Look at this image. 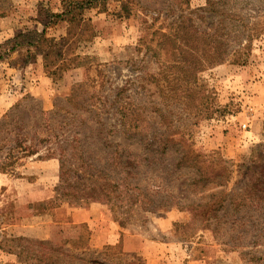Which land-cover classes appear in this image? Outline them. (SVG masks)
I'll list each match as a JSON object with an SVG mask.
<instances>
[{
  "label": "rangeland",
  "instance_id": "rangeland-1",
  "mask_svg": "<svg viewBox=\"0 0 264 264\" xmlns=\"http://www.w3.org/2000/svg\"><path fill=\"white\" fill-rule=\"evenodd\" d=\"M60 2L0 0V12L4 13L0 17V44L18 31L41 29L43 11L59 12ZM84 17L95 32L91 41L77 46L78 54L94 58L84 67L64 72L58 79L59 75L51 78L45 74L41 57L34 53L26 64L24 50L0 60V120L17 104L20 109L27 107V117L21 118L30 126H36L39 121L34 116L44 112L54 118L53 127L65 133L67 142L80 137L90 156L101 161L106 154L104 140L138 150L139 137L125 136L117 113L134 110L145 126L157 130L158 126L172 127L171 131L185 133L184 140L196 151L209 155L210 160H223L233 171L229 189H239L236 185L243 182L240 167L251 164V157H264V133L237 152L230 151L233 141L225 140L231 135L230 124H240L244 130L254 110L259 116L264 111V0H108L104 9L89 10ZM185 19H191L200 31L201 52L209 49L208 42L212 48L221 46L226 57L222 64L199 74L197 85L201 89L192 99L183 98L178 85L166 82L161 75L183 59L178 56L180 38L173 39V35L175 24ZM65 30L66 24L61 23L48 28L47 33L58 42ZM81 83L85 85L77 89ZM216 143L231 146L215 148ZM43 148L38 155L21 160L15 174L0 173V241L3 233L8 235L10 225L51 210L59 202L40 200L56 197L59 174L57 160L45 168L39 166L42 161L37 157L46 154ZM174 157L170 154L167 159ZM218 191L210 185L198 195L207 197ZM230 212L219 213L222 219L212 222V228L197 230L175 227L191 219L189 212L179 208L147 213L133 207L122 221L123 230L140 239L145 248L149 243L154 247L152 263L142 252H124L115 245L91 249L82 228L76 242L61 237L52 242L26 239L28 242L20 243L23 252L18 260L11 263L4 258L0 264H85L82 260L106 264H248L251 257V264H264L262 212L248 221H235L241 213L228 217ZM137 241L130 242L131 248L139 244Z\"/></svg>",
  "mask_w": 264,
  "mask_h": 264
},
{
  "label": "trees",
  "instance_id": "trees-1",
  "mask_svg": "<svg viewBox=\"0 0 264 264\" xmlns=\"http://www.w3.org/2000/svg\"><path fill=\"white\" fill-rule=\"evenodd\" d=\"M107 1L61 0L59 12L43 11L41 29L18 31L12 38L1 43L0 60L24 50L26 64L30 54L34 53L41 57L45 74L51 78L59 75L58 79L64 72L84 67L94 58L78 54L77 46L91 41L95 36L90 20L84 17L85 12L96 8L104 9ZM113 1L120 3L122 0ZM3 15L0 12V17ZM181 22L178 26L175 24L173 39L180 38L182 46L178 56L183 59L169 66L168 72L161 75L166 82L178 85L185 95L183 98L192 99L201 89L197 85L199 74L213 65L222 64L226 57L221 46L212 48L208 42L206 46L209 49L201 52L203 41L200 31L191 24V19ZM61 23L66 24L65 35L57 42L54 37L48 36L47 29ZM158 76L160 73L156 75V80ZM84 85L81 83L76 87L80 89ZM20 106L17 104L0 120V135L1 132L5 133V136L0 137V173L15 174L21 160L38 155L41 146L44 147L46 154L37 157L38 160H57L59 174L56 197L41 203L81 201L86 205L100 204L111 212L112 219L122 229L125 228L122 221L129 217L135 206L137 211L147 213L172 207L187 211L191 215L190 221L184 225L174 224L176 228L182 229H210L212 222L222 219L219 213H225L227 209L231 211L228 217L241 213V218H236L235 221L257 219L261 212L264 216L262 156L255 160L251 157V164L242 165L239 174L243 182L236 185L239 189H229L233 171L223 160H210L209 155L196 151L192 143L184 140L186 134L171 131L172 127L158 126L157 130L145 126V123L139 122L137 111L117 110V113L121 124H124L125 136L139 137L138 150L134 152L130 146L113 145L104 140L105 157L96 161L87 152L84 140L80 137H73L67 142L65 133L53 127L55 120L48 114L40 112L39 116L35 115L34 118L39 121L36 126L27 124L21 118L27 117V107L22 106L20 109ZM39 128L42 130L39 131ZM111 148H115L114 151ZM170 154L175 156L172 161L167 159ZM210 185L219 191L210 193L207 197L198 195ZM175 187L179 189L178 193H175ZM249 212L252 214L248 217ZM1 239L0 251L17 256L23 252L21 244L28 242L24 237L5 233ZM115 247L123 251L120 242ZM252 259L248 260V264H251ZM82 262L106 264L96 260Z\"/></svg>",
  "mask_w": 264,
  "mask_h": 264
},
{
  "label": "crops",
  "instance_id": "crops-1",
  "mask_svg": "<svg viewBox=\"0 0 264 264\" xmlns=\"http://www.w3.org/2000/svg\"><path fill=\"white\" fill-rule=\"evenodd\" d=\"M236 120L239 122L241 117L236 118ZM247 123L248 128L244 127V130H241L240 124L238 125L237 123L233 122L232 125L230 124L231 126L229 125L231 135L226 137L225 140L231 139L233 141V148L230 151L237 152L240 150V147L243 149L248 143L255 142L261 136L263 137L264 111L259 116L256 110H254L250 114V117L247 118ZM232 133H235V136ZM215 145V148L231 146L229 143H216ZM227 151L229 152V149ZM55 161L54 159L42 161L39 162V166L45 168L48 164H52ZM50 198L51 196L40 200L44 201ZM82 228L87 231L88 246L91 249H102L105 246L115 245L120 242L124 252H142L149 262L155 257L153 253L154 247L150 243L146 244L145 248L140 239L137 241L135 236L126 233L114 222L107 208L100 204L86 205L59 201L51 210L32 215L30 219L20 224H12L6 230L9 236L24 237L30 240L52 242L61 237V239L67 242H76L80 240L79 233ZM67 229L72 231L71 235L70 233L67 234ZM132 240L139 243L134 248L130 246ZM165 246H168V244ZM4 258L11 263L18 260L17 255L0 251V259Z\"/></svg>",
  "mask_w": 264,
  "mask_h": 264
}]
</instances>
